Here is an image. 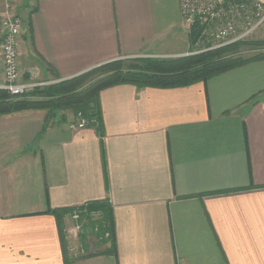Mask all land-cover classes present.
<instances>
[{
	"label": "crops",
	"instance_id": "crops-1",
	"mask_svg": "<svg viewBox=\"0 0 264 264\" xmlns=\"http://www.w3.org/2000/svg\"><path fill=\"white\" fill-rule=\"evenodd\" d=\"M18 9L27 78L195 49L179 0ZM100 105L103 137L72 112L48 127L46 109L0 115V264H264V58L184 87L111 86ZM107 199L117 256L86 252L71 216L65 248L48 210Z\"/></svg>",
	"mask_w": 264,
	"mask_h": 264
},
{
	"label": "trees",
	"instance_id": "trees-1",
	"mask_svg": "<svg viewBox=\"0 0 264 264\" xmlns=\"http://www.w3.org/2000/svg\"><path fill=\"white\" fill-rule=\"evenodd\" d=\"M198 35V29L194 27L190 35L191 44L197 42ZM254 45L261 44L237 41L176 59H118L48 88L37 89L32 98L13 97L9 92L0 90V115L27 109H46L48 116L45 126L48 127L62 111L71 110L76 117L81 113L88 121V126L95 127L103 137L104 122L100 105V92L103 89L119 84H133L139 88H175L207 82L213 76L264 58V53L250 57L238 53L240 48H252ZM95 71H103V76L96 81H88L89 74ZM63 118H66L65 115ZM48 212L58 218L65 248L67 242L64 219L77 214V221L81 224V247L86 252L89 251V242L93 238V246L98 249L92 252L93 255L117 256L114 208L110 200L90 201L71 208L49 209Z\"/></svg>",
	"mask_w": 264,
	"mask_h": 264
},
{
	"label": "built area",
	"instance_id": "built-area-1",
	"mask_svg": "<svg viewBox=\"0 0 264 264\" xmlns=\"http://www.w3.org/2000/svg\"><path fill=\"white\" fill-rule=\"evenodd\" d=\"M23 0H4L0 10V90L13 97H23L33 88L46 84L33 77L24 80L20 66V47L23 38L24 21L17 14L18 5ZM183 24L190 34L198 29L195 46L208 42L205 49L219 48L253 36L264 26V0H179ZM197 53V52H194ZM88 126V121L79 113L71 124L73 129ZM76 229L80 233L81 224L74 214ZM81 248V247H80ZM74 252L75 244L71 245Z\"/></svg>",
	"mask_w": 264,
	"mask_h": 264
},
{
	"label": "rangeland",
	"instance_id": "rangeland-1",
	"mask_svg": "<svg viewBox=\"0 0 264 264\" xmlns=\"http://www.w3.org/2000/svg\"><path fill=\"white\" fill-rule=\"evenodd\" d=\"M19 10V9H18ZM17 10V14L19 16H21L20 12ZM21 18L23 19V17L21 16ZM24 21V20H23ZM187 33L189 34V41H190V33L187 31ZM241 41H254V42H257V43H260L261 45H254L255 47H242L239 49L238 53L244 57H250V56H253L255 54H259V53H264V26L261 30H259L256 34H254L253 36L251 35L250 37H247ZM207 44L208 42H204V43H201L198 46H195V49H193V53L191 51V53H186L185 55H182V56H158V55H155V54H151V53H144L143 55L141 56H138V57H132V58H122L120 60H127V59H138V58H158V59H176V58H180V57H183V56H187V55H191V54H195L194 52H202L200 49H205L207 47ZM130 64V63H129ZM128 64V65H129ZM23 78L24 80H28L27 78V74L26 72H23ZM103 76V71H95L91 74H89L87 80H91V81H96L98 80L99 78H101ZM43 81L46 82V84L42 85V86H39V87H36V88H33L31 91H29L25 96L23 97H35L33 96V92L37 89H45V88H48L50 86H52L53 84H56L58 82L56 81H50V80H46V79H42ZM86 80V79H85ZM71 113L72 111L71 110H65V111H62L58 116H63V115H67V113ZM73 113V112H72ZM55 119L51 121V123H54ZM94 243V239L92 238L89 242V246H90V250L92 252H95L97 249V247L95 246H92ZM92 246V247H91Z\"/></svg>",
	"mask_w": 264,
	"mask_h": 264
}]
</instances>
